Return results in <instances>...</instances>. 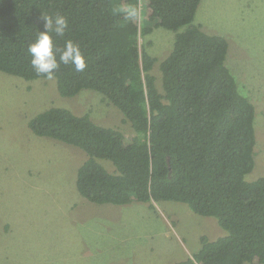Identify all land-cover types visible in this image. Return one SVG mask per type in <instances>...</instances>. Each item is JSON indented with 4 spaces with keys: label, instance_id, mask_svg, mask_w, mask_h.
<instances>
[{
    "label": "trees",
    "instance_id": "1",
    "mask_svg": "<svg viewBox=\"0 0 264 264\" xmlns=\"http://www.w3.org/2000/svg\"><path fill=\"white\" fill-rule=\"evenodd\" d=\"M200 1L0 0V71L42 78L27 46L43 30L42 14L66 16L65 36L54 42H77L87 67L77 72L61 65L58 92L100 93L134 132L127 141L119 128L95 123L88 112L57 106L29 120L34 134L85 151L78 193L99 204L137 200L154 208L153 202L178 201L216 218L226 234L202 235L194 255L175 264H264V176L245 179L255 161L256 107L226 64L227 39L194 23ZM129 7L137 17H126ZM142 19L174 32L172 49L159 63L161 91L151 73L156 59L139 44L153 29Z\"/></svg>",
    "mask_w": 264,
    "mask_h": 264
},
{
    "label": "rangeland",
    "instance_id": "2",
    "mask_svg": "<svg viewBox=\"0 0 264 264\" xmlns=\"http://www.w3.org/2000/svg\"><path fill=\"white\" fill-rule=\"evenodd\" d=\"M194 23L227 39L226 64L256 107L255 161L245 176L253 181L264 176V0H201ZM154 24L142 19L153 29L139 44L156 59L151 73L161 91L159 63L172 49L174 32ZM53 106L88 112L95 123L119 128L127 141L134 134L98 92L62 96L55 79L25 80L0 71V264H175L194 255L202 235L214 240L226 234L216 218L182 202H153L150 208L137 200L115 205L83 198L76 174L85 151L28 126ZM102 163L114 171L109 161Z\"/></svg>",
    "mask_w": 264,
    "mask_h": 264
},
{
    "label": "clouds",
    "instance_id": "3",
    "mask_svg": "<svg viewBox=\"0 0 264 264\" xmlns=\"http://www.w3.org/2000/svg\"><path fill=\"white\" fill-rule=\"evenodd\" d=\"M126 17L135 18L138 10L129 7L124 10ZM43 30H39L34 40L27 46L30 65L38 77L47 80L56 78L61 65L71 66L77 72H83L87 67L80 45L72 40H65L62 47H57L55 38H63L69 26L66 16L56 13L54 15H41Z\"/></svg>",
    "mask_w": 264,
    "mask_h": 264
}]
</instances>
